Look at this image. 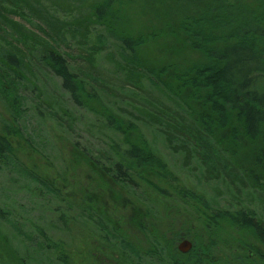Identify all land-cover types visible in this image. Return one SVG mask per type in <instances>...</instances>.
<instances>
[{"label": "trees", "instance_id": "obj_1", "mask_svg": "<svg viewBox=\"0 0 264 264\" xmlns=\"http://www.w3.org/2000/svg\"><path fill=\"white\" fill-rule=\"evenodd\" d=\"M57 1L85 9L84 15L59 22L32 0H0V90L7 79L14 87L37 90L36 67L53 74L75 107L88 110L120 138L110 153L89 163L104 170L103 181L131 188L132 179L154 186L170 176L140 130L145 121L171 153L182 154L186 163L196 157L207 178L226 177L235 189L248 183L264 198V0ZM10 16L38 18L44 39ZM93 33L101 34L99 49L114 45L109 61L120 76L116 86L140 93L155 114L135 115L126 108L118 109L120 114L105 106L102 96L116 90L96 64L100 50L88 46ZM65 43L77 44L80 55L72 59L61 48ZM84 51L87 57L81 56ZM2 123L0 160L8 154L9 137L19 134L15 122ZM184 197L201 203L195 194ZM236 219L239 233L249 229L264 245L263 217L239 210Z\"/></svg>", "mask_w": 264, "mask_h": 264}, {"label": "rangeland", "instance_id": "obj_2", "mask_svg": "<svg viewBox=\"0 0 264 264\" xmlns=\"http://www.w3.org/2000/svg\"><path fill=\"white\" fill-rule=\"evenodd\" d=\"M32 1L39 10H51L59 22L67 23L76 15H84L85 9H75L69 3ZM9 18L23 30L44 39L38 18ZM73 26L70 24V28ZM1 31L0 36H4ZM99 35L93 33L88 46L100 50L96 64L112 78L115 86L109 84V88L116 90L110 97L102 96L105 106L120 114L117 110L126 108L135 115H148L146 111L152 112L151 105L140 93L130 87L116 86L120 84L117 80L120 76L109 61L114 45L108 43L104 50L99 49ZM5 37L11 45H16L10 36L5 34ZM75 46L65 43L61 48L74 59L79 54ZM86 54L84 51L81 56ZM32 77L37 88L33 92L23 85L14 87L6 83L9 79L3 82L6 88L0 90V131L3 121H13L19 132L16 137H9L8 154L0 160V264H80L86 260L88 198L93 196L110 199L118 212H124V203L128 207L146 208L147 212L158 211L157 208L167 205L174 197L181 199L175 205L184 212L183 202L192 205L184 196L195 194L206 212L220 219L221 233L216 238L223 244L241 248L255 238L249 229L241 228L239 233L234 217L239 210H251L264 220V198L258 194L262 193L261 189H251L248 183L235 189L226 177L207 178L206 167L196 157L186 163L182 154L171 153L160 133L145 121L141 122L140 130L170 176L153 182L154 186L132 179L131 188L103 181L107 180L104 170L89 163L94 165L92 161L99 160L98 155L110 153L109 147L119 142V136L85 108L75 107L60 90V82L53 74L36 67ZM86 83L90 88L95 87ZM7 96L13 97L12 100ZM16 104L18 119L13 110ZM146 120L149 122L150 117ZM209 161L213 163V159ZM237 163L232 161L231 165L236 167Z\"/></svg>", "mask_w": 264, "mask_h": 264}, {"label": "flooded vegetation", "instance_id": "obj_3", "mask_svg": "<svg viewBox=\"0 0 264 264\" xmlns=\"http://www.w3.org/2000/svg\"><path fill=\"white\" fill-rule=\"evenodd\" d=\"M101 197L88 198L87 258L80 264H264L256 238L241 248L217 239L221 221L197 199L184 198L192 203L183 202L184 212L174 197L161 208L150 202L158 211L124 203L118 212Z\"/></svg>", "mask_w": 264, "mask_h": 264}]
</instances>
